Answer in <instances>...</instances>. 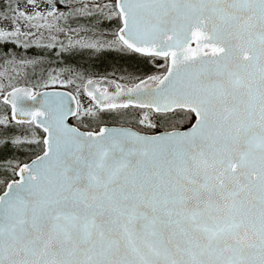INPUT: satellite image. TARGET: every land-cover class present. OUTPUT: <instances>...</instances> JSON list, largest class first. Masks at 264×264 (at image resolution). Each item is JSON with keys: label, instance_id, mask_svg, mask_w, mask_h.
Listing matches in <instances>:
<instances>
[{"label": "snow or ice", "instance_id": "obj_1", "mask_svg": "<svg viewBox=\"0 0 264 264\" xmlns=\"http://www.w3.org/2000/svg\"><path fill=\"white\" fill-rule=\"evenodd\" d=\"M0 264H264V0H0Z\"/></svg>", "mask_w": 264, "mask_h": 264}, {"label": "flooded vegetation", "instance_id": "obj_2", "mask_svg": "<svg viewBox=\"0 0 264 264\" xmlns=\"http://www.w3.org/2000/svg\"><path fill=\"white\" fill-rule=\"evenodd\" d=\"M122 66H123V65H122ZM100 70H103V67H101Z\"/></svg>", "mask_w": 264, "mask_h": 264}, {"label": "trees", "instance_id": "obj_3", "mask_svg": "<svg viewBox=\"0 0 264 264\" xmlns=\"http://www.w3.org/2000/svg\"><path fill=\"white\" fill-rule=\"evenodd\" d=\"M101 67H103V66H101Z\"/></svg>", "mask_w": 264, "mask_h": 264}]
</instances>
